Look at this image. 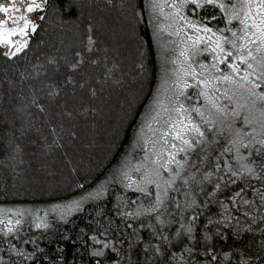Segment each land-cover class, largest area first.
Instances as JSON below:
<instances>
[{
    "label": "snow or ice",
    "instance_id": "obj_1",
    "mask_svg": "<svg viewBox=\"0 0 264 264\" xmlns=\"http://www.w3.org/2000/svg\"><path fill=\"white\" fill-rule=\"evenodd\" d=\"M47 7L48 0L0 2V55L11 59L29 47V30L38 25L27 14ZM145 7L153 19L164 18L156 32L177 39L161 41L164 63L173 66L142 113L132 150L104 181L75 185L74 198L44 208L0 207V264H133L126 253L134 244L146 264H218L208 241L225 228L264 235V0H146ZM75 57L64 84L76 82L86 59L80 51ZM79 83L87 86L83 74ZM42 87L49 98L60 91L52 81ZM30 103L45 111L36 92ZM229 186L235 191L225 197ZM217 202L219 212L198 224L202 210ZM88 203L94 215L82 217L78 230L61 231L55 241L45 235L50 220L72 223ZM234 211L259 226L241 225ZM25 217L44 231L25 240ZM45 240L55 247H43ZM258 252L239 264H264V241Z\"/></svg>",
    "mask_w": 264,
    "mask_h": 264
},
{
    "label": "trees",
    "instance_id": "obj_2",
    "mask_svg": "<svg viewBox=\"0 0 264 264\" xmlns=\"http://www.w3.org/2000/svg\"><path fill=\"white\" fill-rule=\"evenodd\" d=\"M145 3L48 0V7L38 11L37 30L29 33V47L11 59L0 55V207L44 208L74 198L80 194L75 185L83 184L87 189L104 181L132 150L142 113L159 90L166 69L160 44L163 35L155 30L164 18L153 19ZM89 34L93 37L91 51L87 50ZM77 51L86 59L73 74L76 82L64 84L67 62L76 58ZM49 57L60 67L49 63ZM92 60L97 63L93 65ZM81 74L87 80L84 88L79 83ZM49 81L60 87L52 98L42 87ZM33 92L39 95L45 111L30 103ZM16 144L20 145L19 152L12 150ZM233 191L235 188L229 186L222 195L230 196ZM247 198H251L250 192ZM199 199L203 201V196ZM202 211L198 224L218 213L219 203ZM89 215H94L92 203L86 204L72 223L50 220L51 228L45 235L55 241L61 231L78 230L81 218ZM233 216L241 225L247 222L254 229L259 226V220L253 225L242 212L234 211ZM232 227H236L234 222ZM22 229L20 235L25 240L44 231L32 228L30 220H24ZM167 230L174 232L175 228ZM209 231L214 233V227ZM148 232L145 229L142 235ZM262 241L264 235L258 231L237 235L225 228L208 244L214 246L218 264H239L242 257L258 255ZM41 245L55 247L54 242L49 245L46 240ZM25 247L31 249V244ZM225 251L229 252L227 258L223 256ZM126 255L133 264H146L135 244Z\"/></svg>",
    "mask_w": 264,
    "mask_h": 264
},
{
    "label": "rangeland",
    "instance_id": "obj_3",
    "mask_svg": "<svg viewBox=\"0 0 264 264\" xmlns=\"http://www.w3.org/2000/svg\"><path fill=\"white\" fill-rule=\"evenodd\" d=\"M12 2H14V0H9L8 2H3V3H12ZM33 21H35L36 23H37V20H38V18H39V15H38V11H36V12H32V13H28L27 14ZM31 32V30H29V33ZM165 39H167V40H174V39H177L176 37H172V36H169L168 35V33H164L163 34V36H162V40H165ZM160 44H161V42H160ZM171 50H169V52H170ZM173 65H171V64H167L166 65V68H170V67H172ZM164 75H165V73H164ZM164 78V77H163ZM159 89H160V87H159ZM202 102V101H201ZM18 207V206H17ZM5 208H8V207H5ZM9 208H16V207H9ZM21 208H32V207H21ZM8 215H12V213H7ZM24 220H30L31 221V218L30 217H25L24 218Z\"/></svg>",
    "mask_w": 264,
    "mask_h": 264
}]
</instances>
